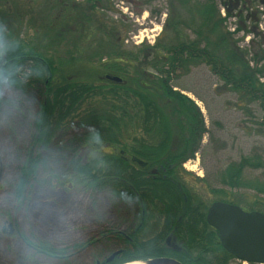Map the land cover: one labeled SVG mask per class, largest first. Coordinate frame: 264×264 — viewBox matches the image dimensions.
<instances>
[{"label": "rangeland", "instance_id": "1", "mask_svg": "<svg viewBox=\"0 0 264 264\" xmlns=\"http://www.w3.org/2000/svg\"><path fill=\"white\" fill-rule=\"evenodd\" d=\"M108 5L101 12L114 25L110 31L94 28L87 39L48 41L32 50L31 57L1 68L0 264H94L121 250L151 257L153 248L156 254L162 250L172 230L182 236L184 260L189 256L205 264H237L221 249L205 215L214 201L264 213V116L258 102L229 89L204 63L170 79L173 90L189 97L200 113L202 129L196 133L192 117L172 97L164 102L133 97L104 77L94 85L96 94L81 84L41 92L54 70L85 66L103 76L120 52L132 53L141 44L151 46L157 38L171 36L165 26L175 6L171 0H108ZM252 9L259 17L257 28L246 19L253 30L249 33L236 30L235 15L223 21L250 67L258 59L255 53L264 51V3ZM219 12L225 16L222 5ZM180 14L185 25L197 28L186 12ZM38 24L18 22L14 41L20 47H11V55L33 49ZM190 29L184 33L192 37ZM2 30L3 35L9 32L8 27ZM257 61L258 66L263 63ZM91 100L96 101L92 108ZM35 132L43 136L46 148L33 146ZM190 135L199 141L198 148L183 161L180 174L154 176L161 156ZM91 143L110 145L114 153H96L94 146L88 147ZM30 150L45 161L20 201L13 188ZM75 160L82 169L73 186L49 181ZM100 177L109 186L93 191L90 185ZM21 234L30 244L62 249L63 258L34 250Z\"/></svg>", "mask_w": 264, "mask_h": 264}, {"label": "trees", "instance_id": "2", "mask_svg": "<svg viewBox=\"0 0 264 264\" xmlns=\"http://www.w3.org/2000/svg\"><path fill=\"white\" fill-rule=\"evenodd\" d=\"M171 1L174 2L175 6L173 11L167 14L165 22V26H168L172 31L171 36L166 41H160L157 38L151 46L141 44L132 53L131 51L120 52L119 57L112 61L105 74L119 76L122 81L114 83L105 80L108 83L121 86L131 96L140 97L144 100L156 101L158 99L164 102L165 99L172 97L190 114L193 119V131L196 133L202 129L200 113L197 112L194 102L189 97L173 90L170 79L178 71L185 73L190 67L204 63L229 89L241 97L258 102L264 116V51L260 50L259 55L257 53L254 55L261 59L263 63L258 66L259 61L254 57L255 65L250 67L245 60V53L236 46V40L232 38L233 34L223 27V21L226 17L235 15L238 17L236 30H242L244 34L253 31L247 28L246 19L252 23L251 26L257 28L259 14L257 10L252 9V6L257 2L259 4L264 3V0ZM219 5H222L226 11L224 17L220 15ZM12 8L14 11H12ZM104 8L109 9L108 0H84L82 3H77L74 0H0V35H3V28L8 27L9 29L6 35L0 36V40H2L0 44V78L2 67L16 64L31 57L35 54L32 50L42 47L48 41L60 40L63 42L77 36L87 39L94 28L110 31L114 25L110 24L106 15L101 12ZM181 10L187 13L191 23H196L197 28L190 29L192 25L190 27L188 24L185 25V19L180 14ZM261 13L263 14V12ZM14 17H17L19 23L24 20H35L39 24L34 27L32 35V40L35 41V44L31 46L33 49L30 50L29 48L22 53L15 51L17 54L11 55L9 53L11 47H20V44H16L14 41V33L17 31L16 28L19 27ZM189 29L192 30V37L190 34L184 33L185 30ZM15 49L17 48L15 47ZM146 69H150V75L145 72ZM105 74L100 76L98 70L85 66L65 71L54 70L43 84L41 92H60L81 84L88 87L89 93L94 92L96 94L99 92L94 91V85L99 84L97 82H100ZM260 77L263 78V81H260ZM94 103L96 101L91 100L89 105ZM90 107L92 108L94 105ZM43 109L44 105H42ZM39 123L40 121H37V128ZM192 136L186 137L180 144L168 149L156 162L155 169L159 172L180 174L182 162L192 156L198 148L199 141H196ZM32 140L34 141L33 146L41 144V147L46 148L43 136H40L38 132L33 134ZM92 146H94V152H103L100 148H95L96 146L92 143L88 144L89 148H92ZM110 151L113 152V148ZM106 153L109 154V151ZM43 159L40 153L31 151L20 165L19 175L13 188L16 200L24 201L26 199L28 188L32 187L39 167L44 164L45 160ZM78 163V160L72 163L73 166H71V162L68 163L69 169L65 173H54L52 175L54 179L49 181H55L60 186L67 185L68 188L73 186V180L81 177L82 167ZM96 179L90 185L93 191L109 186V181L105 178ZM11 229L10 222L8 223L7 232ZM173 233L177 237V231H173ZM21 236L27 242V238L22 234ZM31 244L29 242V245L37 251L51 254L53 257L60 258V255H63L60 253L64 252L62 249H56L45 243ZM219 245L223 251L227 252L220 242ZM153 251L155 255H158V253H155L154 248ZM116 252L114 258L110 262H104V264H122L147 258V255L138 252H136L137 254L125 250ZM187 264L205 263L194 258Z\"/></svg>", "mask_w": 264, "mask_h": 264}, {"label": "water", "instance_id": "3", "mask_svg": "<svg viewBox=\"0 0 264 264\" xmlns=\"http://www.w3.org/2000/svg\"><path fill=\"white\" fill-rule=\"evenodd\" d=\"M106 78L115 82L122 81L119 76L106 75ZM205 221L214 229L221 246L229 254L246 262L264 263L263 212L244 210L229 202L214 201L207 208ZM175 248L178 249L177 246ZM116 254L117 252L110 254L105 262H110ZM132 261H142L143 264H184L167 255H155ZM99 263L97 260L96 264Z\"/></svg>", "mask_w": 264, "mask_h": 264}, {"label": "flooded vegetation", "instance_id": "4", "mask_svg": "<svg viewBox=\"0 0 264 264\" xmlns=\"http://www.w3.org/2000/svg\"><path fill=\"white\" fill-rule=\"evenodd\" d=\"M82 1H84V0H82ZM106 75H108V74H105V76H104L105 79H107L106 78ZM107 80H109V79H107ZM112 82H114V83H120L121 81L120 82L112 81ZM95 146H96L95 148H100L102 151L105 150V152H108L107 149L109 148V154H113L114 153V152L110 151V148L111 149L113 148V150L115 148L112 147V146H110V145H107V144L106 145L105 144H98V145H95ZM183 163L184 162H182V164ZM159 174L164 175V174H166V172H159L157 169L154 168L153 175L154 176H156V175L158 176ZM215 234H216V232H215ZM177 237H175V235L173 233V230H172V232H170L168 234V236L165 238V240H164V242L162 244V250L160 252H158V255H167V256H170V257H174V258H176V259L184 262V264H187V263H189V261L191 259H194V258L188 256V258L186 260H184L183 256L186 257L185 254L187 253L186 252V247H185L184 241L182 239V236L178 232H177ZM175 246H177L178 249H176ZM33 249L36 250L34 247H33ZM48 255L49 256H52L51 254H48ZM60 256H61L60 258H63V255H60ZM233 257L236 259L237 264H243V263H246V264H260L258 262H254V261L246 262V261H243L241 259L236 258L235 256H233ZM106 258H102L101 261L99 259V261H100L99 264H104V262H105L104 259H106ZM96 261L97 260H95L94 264H96ZM262 264H264V263H262Z\"/></svg>", "mask_w": 264, "mask_h": 264}, {"label": "bare ground", "instance_id": "5", "mask_svg": "<svg viewBox=\"0 0 264 264\" xmlns=\"http://www.w3.org/2000/svg\"><path fill=\"white\" fill-rule=\"evenodd\" d=\"M125 264H143V262L142 261H131V262H126Z\"/></svg>", "mask_w": 264, "mask_h": 264}, {"label": "built area", "instance_id": "6", "mask_svg": "<svg viewBox=\"0 0 264 264\" xmlns=\"http://www.w3.org/2000/svg\"><path fill=\"white\" fill-rule=\"evenodd\" d=\"M135 42H137V41H135Z\"/></svg>", "mask_w": 264, "mask_h": 264}]
</instances>
